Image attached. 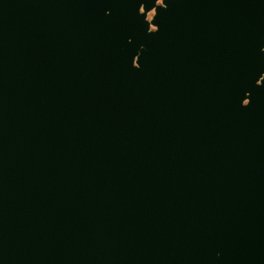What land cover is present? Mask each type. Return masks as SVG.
<instances>
[{"label":"water","instance_id":"water-1","mask_svg":"<svg viewBox=\"0 0 264 264\" xmlns=\"http://www.w3.org/2000/svg\"><path fill=\"white\" fill-rule=\"evenodd\" d=\"M158 1L0 0V264H264V0Z\"/></svg>","mask_w":264,"mask_h":264},{"label":"rangeland","instance_id":"rangeland-1","mask_svg":"<svg viewBox=\"0 0 264 264\" xmlns=\"http://www.w3.org/2000/svg\"><path fill=\"white\" fill-rule=\"evenodd\" d=\"M161 1H162V0H159V1L157 2V5H161ZM153 15H154V11H151V12L147 13V15H146V20H147L148 22H150L151 19H152V17H153ZM150 30H154V28H153L152 26H150Z\"/></svg>","mask_w":264,"mask_h":264}]
</instances>
